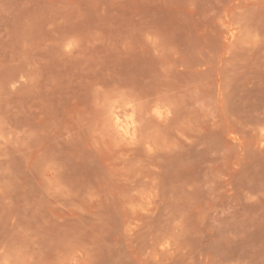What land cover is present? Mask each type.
Returning <instances> with one entry per match:
<instances>
[{"label": "rangeland", "instance_id": "1", "mask_svg": "<svg viewBox=\"0 0 264 264\" xmlns=\"http://www.w3.org/2000/svg\"><path fill=\"white\" fill-rule=\"evenodd\" d=\"M0 264H264V0H0Z\"/></svg>", "mask_w": 264, "mask_h": 264}, {"label": "bare ground", "instance_id": "2", "mask_svg": "<svg viewBox=\"0 0 264 264\" xmlns=\"http://www.w3.org/2000/svg\"><path fill=\"white\" fill-rule=\"evenodd\" d=\"M118 108V107H117ZM126 109H124V111H125ZM129 122V121H128ZM137 137V136H136Z\"/></svg>", "mask_w": 264, "mask_h": 264}]
</instances>
